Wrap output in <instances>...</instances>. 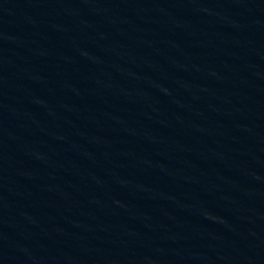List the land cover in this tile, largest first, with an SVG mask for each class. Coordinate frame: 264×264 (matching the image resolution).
Returning <instances> with one entry per match:
<instances>
[{
  "label": "water",
  "instance_id": "1",
  "mask_svg": "<svg viewBox=\"0 0 264 264\" xmlns=\"http://www.w3.org/2000/svg\"><path fill=\"white\" fill-rule=\"evenodd\" d=\"M0 264H264V0H0Z\"/></svg>",
  "mask_w": 264,
  "mask_h": 264
}]
</instances>
